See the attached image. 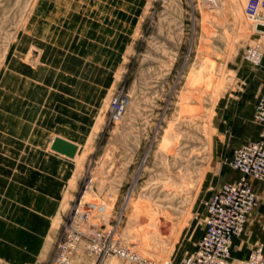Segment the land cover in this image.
<instances>
[{"label":"rangeland","instance_id":"obj_1","mask_svg":"<svg viewBox=\"0 0 264 264\" xmlns=\"http://www.w3.org/2000/svg\"><path fill=\"white\" fill-rule=\"evenodd\" d=\"M246 1L0 0V264H48L85 192L139 256L187 260L205 202L239 175L233 149L262 133ZM248 235L228 263L262 241ZM70 264L100 263L81 247Z\"/></svg>","mask_w":264,"mask_h":264},{"label":"built area","instance_id":"obj_2","mask_svg":"<svg viewBox=\"0 0 264 264\" xmlns=\"http://www.w3.org/2000/svg\"><path fill=\"white\" fill-rule=\"evenodd\" d=\"M250 23L264 25V0H247L243 9ZM264 46L246 47L243 60L257 67L262 63ZM127 97L118 93L110 100L109 114L112 121L123 117ZM253 119L262 128L259 139L248 142L232 153L230 165L240 176L234 182L222 184L205 202L203 231L195 250L187 260L178 264H229L233 240L244 230L249 216L257 205V198L249 179L264 182V89L253 111ZM105 205L83 201V195L74 204L64 231L48 264H69L79 248L85 254L105 264L116 258L125 264H174L150 262L139 256L133 248L124 245L117 231L122 215L109 228L102 221ZM236 264H264V242L256 244L248 255Z\"/></svg>","mask_w":264,"mask_h":264},{"label":"crops","instance_id":"obj_3","mask_svg":"<svg viewBox=\"0 0 264 264\" xmlns=\"http://www.w3.org/2000/svg\"><path fill=\"white\" fill-rule=\"evenodd\" d=\"M257 78H258V82H259V91L257 92V94L254 98L252 114H253L257 99H258L260 93L262 92V90L264 89V56H263V60H262V70L260 71V75H258ZM257 126L259 127V130L261 132L262 128L259 125H257ZM255 140H257V139H255ZM255 140H252V141H255ZM248 142H251V141L243 142L242 144L238 145L234 149H236V148H238V147H240V146H242ZM234 149H233V151H234ZM239 176H240V174L237 176V178H235V180H233L231 182L238 180ZM248 181H249V184L252 187V189L256 195L257 205H256L254 211L249 216V219L245 225V229L248 230L249 241H256V240L262 239V241L258 242V243H263L264 242V183H261L259 181L253 180V179H249ZM235 239L233 241H235ZM250 251L251 250H249L246 253H243V256L241 257L240 260L244 259Z\"/></svg>","mask_w":264,"mask_h":264},{"label":"water","instance_id":"obj_4","mask_svg":"<svg viewBox=\"0 0 264 264\" xmlns=\"http://www.w3.org/2000/svg\"><path fill=\"white\" fill-rule=\"evenodd\" d=\"M261 29H262V27H260ZM52 149L53 150H58V151H60V152H64L63 150H61V149H58L57 147H56V145H55V142H54V144H53V146H52ZM71 153H68V156L71 158V157H73L74 156V154H75V147L73 146V145H71Z\"/></svg>","mask_w":264,"mask_h":264},{"label":"bare ground","instance_id":"obj_5","mask_svg":"<svg viewBox=\"0 0 264 264\" xmlns=\"http://www.w3.org/2000/svg\"><path fill=\"white\" fill-rule=\"evenodd\" d=\"M258 26V27H257ZM255 28L257 27V29L258 30H260L261 28L260 27H262V29H261V31H259L260 33L262 32V33H264V25L263 24H259V23H257V24H255V26H254ZM85 194H86V192H85ZM85 194H84V196H85ZM84 196H83V199H84ZM183 261H185L184 259H181V262H183ZM70 264V263H69ZM229 264H232V263H229Z\"/></svg>","mask_w":264,"mask_h":264}]
</instances>
